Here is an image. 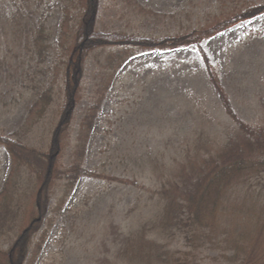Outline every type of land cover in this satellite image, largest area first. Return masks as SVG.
<instances>
[{"label":"rangeland","instance_id":"rangeland-1","mask_svg":"<svg viewBox=\"0 0 264 264\" xmlns=\"http://www.w3.org/2000/svg\"><path fill=\"white\" fill-rule=\"evenodd\" d=\"M103 1L104 5L108 6L115 0ZM134 1L151 11L153 16L145 18L136 15L121 19L109 15L105 19L100 17L99 23L141 36L162 38L196 30L206 23L211 24L216 19L210 17L218 13L226 14L235 3L240 4L241 0ZM253 2L259 4L264 0ZM104 5L102 4L103 11L99 12L101 16L102 13H111L112 10L118 14H126V11L118 6L107 9L109 7ZM59 6L57 0H43L40 3L37 0H27L26 3H23V0H0V8L5 9L7 13L14 12L17 7L20 8L22 14L20 20L23 24L30 17V23L41 21L46 29L48 38L46 44L49 48L42 61L32 49L29 52L25 48H20L23 43L28 42L25 37L30 35L28 33L30 27L21 28L25 32L17 34L21 38L20 42L19 38L10 41L15 33H8V38L1 37L0 40V131L15 137L34 99L42 90L51 86L55 91L52 110L41 119L40 124L33 128V132H30L27 138L26 132L24 134V141L42 147L43 150L47 148L49 131L54 127L58 129L62 124L59 106L62 108L65 100L63 80L56 68L58 58L64 60V57L59 55L61 53L59 49H56L61 21ZM248 38L254 42L248 41ZM201 45L219 69L223 93L226 94L236 117L245 122L253 121L254 124L261 109L258 97L253 95V92H256L254 91L256 75L254 80L250 78L253 71L264 65V14L239 22L227 31L206 38L201 41ZM247 45L256 48L258 54L262 52L261 58L257 56L258 54L255 57L248 56ZM132 50L135 53L131 52L129 59L117 70V75L121 79L118 78L101 101V110L86 142L84 170L95 173V176L94 174L80 176L72 186L67 200L74 197L80 202L78 207L84 211L83 217L90 223V231L70 229V232L61 235L60 232L68 224L66 218L58 213L50 222L48 216H52V205L64 194V187L68 181L63 178L61 171L69 159L71 160L70 155L82 109L93 99L92 93L94 89L96 90L97 77L94 75L97 61L103 60L104 55L94 57V53L85 63V73L78 92L80 96L74 106L72 125L67 129L66 138L69 139L65 141L68 145L60 153L58 177L51 185L41 186L33 179H26L27 174H23L22 211L13 229L0 236V251L6 250L21 231L28 227L30 218L36 216L40 219L38 220L41 221V225L32 243L27 244L25 258L28 264H114L113 255L117 252L114 244L117 242H114L113 232L108 229V225L102 223L107 224L108 218L110 220L113 217L116 219L114 223H117L121 214L124 222L130 224V218L125 213L133 208L135 202L133 199L139 198L140 205L145 204L152 186L154 188V185L159 183L157 176L149 167H145V170L141 168L145 155L149 151L153 156L158 155L164 150L166 156L169 152L172 155L177 153L183 156L186 152L185 148L181 147L182 143L179 145L180 148L177 144L183 139L179 134L182 130L180 128L186 129L190 121L186 119L173 121L176 113L183 116L188 109L195 114L198 105L192 102L186 108L181 104L175 107L172 106L175 103L169 101L184 104V96H179L177 92L188 88L192 90L193 96L204 98L203 106L211 110L221 109L209 82L207 83L201 76L200 56L195 45L173 52ZM21 81L24 84L22 87ZM14 86L15 90L23 89L20 90L22 95L19 91L11 92ZM163 96H167L162 102L166 108L162 104L154 108V98L160 100ZM181 97L182 100H177ZM216 105L217 107H214ZM217 115L218 113H215L214 116ZM223 115L230 120V117L224 113ZM172 144L177 150L171 147ZM115 148L119 152L115 151ZM9 168V157L3 148H0V188ZM129 170L137 173L136 178L131 177ZM37 200H40L43 207L40 214L36 206ZM97 221L102 222L96 227L98 229L94 228ZM235 226L237 228L239 226V229L235 230ZM214 232L210 237L211 241L203 247H193L182 234L171 235L165 243L171 251L178 253L177 256L184 257L180 253L188 255L187 264H232L229 256L231 247L235 246L236 242L246 250H251L254 243H258L257 250L264 255V216L254 218L242 211L230 210L218 216ZM41 235L44 236V240ZM39 240H43L40 244L41 249H38ZM34 252L35 255L32 254ZM104 253L109 254L108 261L104 260ZM261 264H264V259Z\"/></svg>","mask_w":264,"mask_h":264},{"label":"trees","instance_id":"trees-1","mask_svg":"<svg viewBox=\"0 0 264 264\" xmlns=\"http://www.w3.org/2000/svg\"><path fill=\"white\" fill-rule=\"evenodd\" d=\"M37 1L40 3L43 0ZM57 1L60 5L61 21L56 49H59L58 51L61 52L59 55L64 57V60L59 57V63L57 62L56 65L63 80L65 93L64 106L62 108L59 106L62 124L58 129L54 127L49 131L46 150L24 141L29 133L33 132V128L40 124L41 119L52 110L55 91L50 86L42 90L34 99L15 137L0 131V148H3L10 161L9 172L0 188V236L13 229L22 211L23 174H27L26 179H33L41 186L51 185L58 177L60 153L68 145L65 141L69 139L66 138L67 129L72 125L74 106L80 96L78 92L85 73V63L94 53V57L104 55L103 60L97 61L96 75H94L97 77L96 90L94 89L92 93L93 99L82 109L70 155L71 160L69 159L61 171L63 178L68 181L64 187V194L60 195L52 205V216H48L50 222L58 213L66 218L68 224L60 232L61 235L67 234L70 229L90 231V223L84 220L87 219L83 217L84 211L78 207L80 202L74 197L67 200L72 186L80 176L85 174L95 176V173L84 170L86 142L101 110V101L118 80L117 70L129 59L131 52L135 53L132 49L173 52L195 45L200 56L201 76L207 83L209 82L221 109L211 110L203 106L204 98L193 96L192 90L188 88L177 92L179 96H184V104L169 101L175 103L172 105L175 107L181 104L186 108L192 102L198 105L195 114L188 109L183 116L176 113L173 121L185 119L190 121L186 129L180 128L182 130L179 134L183 139L177 144L179 147L182 143L181 147H184L186 152L183 156L177 153L172 155L171 152L166 156L165 151L162 150L161 154L153 156L149 151L142 161L141 168L145 170V167H149L157 176L159 183L154 185V188L152 186L145 204L140 205L139 198L133 199L135 201L133 208L125 213L130 218V224L124 222L120 214L117 223H114L116 219L113 217L110 220L108 218L107 224L97 221V225H94V228L100 223L108 225V229L113 232L114 242H117L114 244L117 251L113 252L114 264H187L188 255L180 253L184 257L177 256L178 253L171 251L165 243L171 235L182 234L187 243L193 247H203L211 241L210 237L215 233L216 221L221 213L238 210L254 218L264 216V65L253 71L250 78L254 80L256 75L257 83L254 91L257 93L253 92V95L258 97L261 113L258 110L259 118L254 124L253 121L245 122L237 118L231 109L220 84L219 69L201 45L202 40L227 31L239 22L262 16L264 2L256 4L253 0H241L240 4L235 3L226 14L218 13L210 17L216 19L211 24L206 23L184 34L157 38L129 33L99 23L100 17L105 19L109 15L121 19L136 15L145 18L153 16L151 11L139 6L134 0H115L108 6L104 5L103 0ZM26 2L27 0H23V3ZM102 4L104 7H109L107 9L118 6L125 10L126 14H118L112 10L111 13H114L104 12L101 16L99 12L103 11ZM21 18L19 7L12 13L0 8V40L1 37L8 38V33H15L10 41L19 38L20 42L21 38L17 34L25 32L21 28L30 27L28 31L30 35L25 37L28 42L23 43L20 48H25L29 52L32 49L42 61L49 48L46 44L48 38L44 24L41 21L30 23V17L23 24ZM248 41L254 42L250 38ZM247 46L246 54L255 57L258 54L257 49ZM110 48L112 51H108ZM262 54L261 52L257 56L261 58ZM22 86H24L23 81L20 83V87ZM20 90L23 91L21 88L15 90V86L14 90L11 88V92L19 91L22 95ZM166 97L163 96L160 100L154 98V108L158 104L166 108L162 103ZM182 99L183 97L177 100ZM156 100L158 101L154 102ZM215 113L218 115L214 116ZM223 113L230 117V120L226 119ZM171 147L177 150L173 144ZM115 149L118 151L117 148ZM129 172L131 177L136 178V172L132 170ZM36 206L40 214L43 209L40 200H37ZM38 219L32 216L28 227L21 231L6 250L0 251V264H28L25 258L27 244L32 243L40 228L41 221ZM235 228L237 230L239 226ZM41 237L44 240V236ZM43 240L38 241V249H41L40 244ZM257 248L258 243H254L251 250H246L236 242L235 246L231 247L229 256L232 264H261L264 255L260 254ZM107 254L103 255L105 261Z\"/></svg>","mask_w":264,"mask_h":264}]
</instances>
